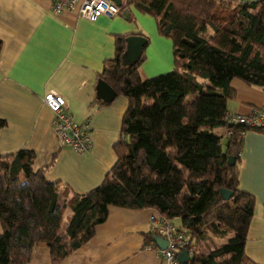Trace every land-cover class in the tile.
<instances>
[{
	"label": "trees",
	"instance_id": "16d2710c",
	"mask_svg": "<svg viewBox=\"0 0 264 264\" xmlns=\"http://www.w3.org/2000/svg\"><path fill=\"white\" fill-rule=\"evenodd\" d=\"M127 3L170 40L172 69L141 79L143 55L123 64L127 36L114 37L113 56L98 78L126 99L120 138L112 145L114 163L83 194L59 203L58 182L44 177L52 162L34 169L32 150L0 154V264H25L38 243L58 264L93 235L108 206L178 218L187 264H256L244 254L254 200L238 188L241 135L250 128L228 127L225 115L234 97L231 79L264 90V0ZM5 126L0 118V129ZM220 189L231 195L223 198ZM65 208L71 215L62 228ZM156 236L146 232L144 244L155 246Z\"/></svg>",
	"mask_w": 264,
	"mask_h": 264
},
{
	"label": "crops",
	"instance_id": "0c3cea01",
	"mask_svg": "<svg viewBox=\"0 0 264 264\" xmlns=\"http://www.w3.org/2000/svg\"><path fill=\"white\" fill-rule=\"evenodd\" d=\"M119 7L112 17L88 21L70 11L54 14L51 0H0V118L6 121L0 129V154L32 150L34 169L52 162L44 177L58 182L59 203L97 186L115 161L112 145L120 138L126 99L115 95L102 104L95 90L103 62L113 56L114 37L146 38L137 69L141 79L172 69L171 42L158 35L154 19L129 3ZM228 85L234 90L228 113L247 115L264 104V90L259 87L235 78ZM49 91L63 98V111L72 120L88 122V152L76 153L56 138L53 113L42 101ZM253 129L241 135L238 188L254 200L244 254L264 264V127ZM213 131L224 133L221 128ZM70 215L65 208L62 228ZM155 218L161 216L153 208L108 206L93 235L58 264H166L160 249L143 241ZM169 221L180 226L178 218ZM25 264H51L48 247L36 244Z\"/></svg>",
	"mask_w": 264,
	"mask_h": 264
},
{
	"label": "built area",
	"instance_id": "2783aa9c",
	"mask_svg": "<svg viewBox=\"0 0 264 264\" xmlns=\"http://www.w3.org/2000/svg\"><path fill=\"white\" fill-rule=\"evenodd\" d=\"M127 4V0L120 1V6ZM110 0H51V11L56 14L70 11L79 17L93 21L98 16L112 17L119 11ZM43 103L53 113L52 125L56 138L61 145L69 147L76 153H86L90 149V127L88 122H75L63 111L64 100L54 92L43 95ZM228 123H238L248 128L259 129L264 127V104L254 108L247 115L226 113ZM151 231L166 241V246L159 252L166 264H180L176 256L187 243L184 230L174 226L169 219L161 217L151 220ZM188 260L182 264H187Z\"/></svg>",
	"mask_w": 264,
	"mask_h": 264
},
{
	"label": "water",
	"instance_id": "95a60500",
	"mask_svg": "<svg viewBox=\"0 0 264 264\" xmlns=\"http://www.w3.org/2000/svg\"><path fill=\"white\" fill-rule=\"evenodd\" d=\"M116 6L120 5V0H110ZM146 42L145 38L141 35H129L125 38V49L124 53L121 57L123 64H129L135 61L140 53L143 44ZM96 96L97 98L101 99L105 103H109L113 100L115 93L114 91L101 79L97 80L96 86ZM227 126H231V123H228ZM234 160L231 156H228L227 163L233 164ZM220 193L222 194L223 198H228L231 193L226 191L225 189H220ZM154 244L159 248L163 249L166 246V241L160 237L156 236L153 238ZM189 259L187 250L185 248L181 249L180 252L176 256V261L180 264L186 262Z\"/></svg>",
	"mask_w": 264,
	"mask_h": 264
},
{
	"label": "rangeland",
	"instance_id": "374dc122",
	"mask_svg": "<svg viewBox=\"0 0 264 264\" xmlns=\"http://www.w3.org/2000/svg\"><path fill=\"white\" fill-rule=\"evenodd\" d=\"M169 71H170V70H169ZM166 72H168V71H166ZM162 73H164V72H162ZM65 218H66V217L64 216V218H63V222L65 221ZM222 241H223V239H222Z\"/></svg>",
	"mask_w": 264,
	"mask_h": 264
}]
</instances>
